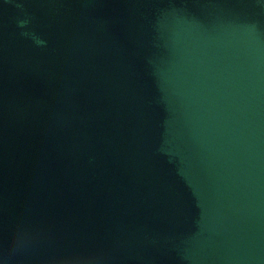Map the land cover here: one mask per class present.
<instances>
[{
	"label": "water",
	"instance_id": "95a60500",
	"mask_svg": "<svg viewBox=\"0 0 264 264\" xmlns=\"http://www.w3.org/2000/svg\"><path fill=\"white\" fill-rule=\"evenodd\" d=\"M0 264H264V0H0Z\"/></svg>",
	"mask_w": 264,
	"mask_h": 264
},
{
	"label": "clouds",
	"instance_id": "9594fccd",
	"mask_svg": "<svg viewBox=\"0 0 264 264\" xmlns=\"http://www.w3.org/2000/svg\"><path fill=\"white\" fill-rule=\"evenodd\" d=\"M27 23H28L27 20H20V21H18L19 26L22 27V28L25 27L27 25Z\"/></svg>",
	"mask_w": 264,
	"mask_h": 264
}]
</instances>
